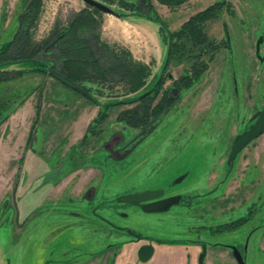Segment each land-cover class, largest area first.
I'll return each instance as SVG.
<instances>
[{
    "label": "rangeland",
    "instance_id": "rangeland-1",
    "mask_svg": "<svg viewBox=\"0 0 264 264\" xmlns=\"http://www.w3.org/2000/svg\"><path fill=\"white\" fill-rule=\"evenodd\" d=\"M28 1L0 0V48L12 39L18 15ZM98 1L124 10L117 1ZM215 1L220 0H186L160 10L154 0L153 4L168 28L175 30ZM225 1L233 5L235 15L224 11L209 20V37L223 39L210 66L190 87L180 89L170 87L171 80L179 76L185 63L171 59L172 79H166L163 88H170L177 100L141 128L117 120L120 112L139 106L140 101L113 105L105 119L96 122L99 106L54 77L29 71L11 74L33 68L26 64L1 69L11 73L0 81V117H4L0 122V264H104L114 252L119 259H129L131 231L163 245L167 257L171 246L184 247L188 239L234 241L236 245L245 241L255 223L221 232L215 227L243 214L250 206L245 199L249 191H261L264 196V132L228 161L234 137L253 123V114L262 105L246 118L240 110L229 109L223 92L218 106L203 114V94L215 89L211 81L203 88V74L207 78L223 73L221 85L236 86L239 96L243 90L250 94L251 85L260 83L264 64L252 58L258 49V55L263 53L264 44L258 42L261 37L264 41V0ZM86 6L82 0H41L38 17L29 29L31 41L45 40L55 27L66 26ZM126 13L116 19L99 10L84 35H97L116 53L128 52L150 74L144 85L128 93L117 76L105 83L85 81L84 86L101 103L147 90L164 60L166 45L159 31L158 41L146 19ZM249 35L250 41L256 38L251 44L253 53ZM225 43L230 48L223 47ZM61 57L50 49L40 50L33 58L50 60L59 67ZM102 61L112 62L106 56ZM89 125L92 130L87 132ZM231 170L233 181L239 183L236 189L229 186ZM146 189H162L164 196L187 195L193 204L188 206L181 199L166 210L148 212L123 199ZM263 238L264 227L250 238L256 248L254 264H264L259 249ZM109 264L119 263L113 258Z\"/></svg>",
    "mask_w": 264,
    "mask_h": 264
},
{
    "label": "trees",
    "instance_id": "trees-1",
    "mask_svg": "<svg viewBox=\"0 0 264 264\" xmlns=\"http://www.w3.org/2000/svg\"><path fill=\"white\" fill-rule=\"evenodd\" d=\"M106 1L109 3L117 1L119 6L124 8L123 11L115 10V14L119 18L128 16L129 14L126 11H129L136 17L158 24L161 40L166 45L164 60L158 73L154 76L152 85L144 92L124 100L101 103L92 95L90 87L84 86L85 81L105 83L113 78L112 76H117V80L127 85V93L135 92L145 84L150 74L147 66L133 62L128 52L121 50L120 54L116 53L108 44L101 43L95 34L85 37L84 29L93 26L94 14L99 12L98 9L91 6L82 8L66 26L59 30L55 27L45 40L36 43L31 41L29 29L38 17L41 0H29L18 15V25L12 39L0 48V70L12 64H26L27 66L32 65L33 68L25 71L13 70L12 73L9 72L12 75L28 71L51 77H53L51 72L61 75L67 81L82 89L84 91L82 94L80 93L82 96L99 106L100 110L95 118L96 122L104 120L107 111L113 105L140 101L139 106L120 112L117 120L124 121L132 128H141L151 123L163 110L177 100L178 96L171 94L170 88H163L165 80L172 79L168 71L169 61L175 59L176 63H185L179 76L172 79V85L180 89L190 87L208 68L215 50L221 46L216 39L210 38L207 34L206 23L219 17L224 11L234 16L235 10L229 1H215L206 8L190 15L177 29L170 30L157 13L152 0ZM156 1L170 8H175L186 0ZM52 41L54 43L51 47H47ZM50 49H54V52L62 56L59 67L50 60L33 58L40 50L45 52L50 51ZM11 52H14L13 56L8 57ZM105 56L112 62H103ZM9 72L1 70L0 81ZM158 94H160V97L157 103L153 105L152 103ZM140 107L142 112L139 109ZM137 113H140V115L137 116ZM3 119L4 117H0V122ZM91 130L92 125H89L87 132ZM84 137H87V134ZM229 166L227 165V168ZM251 216L252 210L249 208L245 214L237 219L216 225L215 230L221 232L235 229Z\"/></svg>",
    "mask_w": 264,
    "mask_h": 264
},
{
    "label": "crops",
    "instance_id": "crops-1",
    "mask_svg": "<svg viewBox=\"0 0 264 264\" xmlns=\"http://www.w3.org/2000/svg\"><path fill=\"white\" fill-rule=\"evenodd\" d=\"M154 3H155L157 10H160V7L167 9V6H165L163 4H159L155 0H154ZM116 19H120V18L116 17ZM185 19H186V17L179 22V25ZM210 21H208L206 23V27H208V23ZM146 22L149 23V25H150L149 28L153 32L155 39L159 41L158 25L155 22H152L149 20H146ZM250 37H251V35H249V41H250ZM254 40L249 42L250 45L253 44ZM260 42H262V44H264L262 37H261V40L258 42V44ZM251 47H252V45H251ZM251 47H250V53L251 52L253 53V47H252V50H251ZM257 49H258V47H257ZM257 51L259 53V49ZM258 53L257 54L255 53L256 58L253 56V58H252L253 62L256 63V61L259 60L262 64H264V46H263V53H262L263 55L261 54L262 56H260V55H258ZM221 72H222V70H221ZM222 76H223V73H220V74H217L216 76L210 75L206 78L205 73L203 74V88H204L206 83H210L209 81H211L215 85L214 86L215 89L213 88V91L211 93H209V94H212L210 97H209V94L207 96H204V94H203V114L209 108L212 109L215 106H218V100L220 99V95H223V92H225V97H227V99H229V101L227 103L229 109L233 110L235 108V109L240 110L239 112H241V113L243 112L244 117L246 116V118L254 113L255 108H257L263 104V101H264V98H263V96H264V76L261 78V81H259L260 83H258L256 85L254 83L251 85L250 94H248L249 91L244 93L245 91L243 90V92H242L243 94H241L242 96L241 95L239 96V93L236 90V86H233V89H232L231 87H228L224 84V87H223L221 85ZM246 90H247V87H246ZM237 118H238V116H237ZM235 135H236V132H235L234 136ZM221 160H222L221 164L223 165L225 159L223 158ZM247 166H248V164H247ZM233 173H234V170H231L228 173L229 174L228 180L230 177H232ZM235 174L238 175V172L237 173L235 172ZM255 178H256V176H255ZM234 179L235 178L232 177V179L230 180L229 186H234L236 189L237 187H239V183L234 182L233 181ZM261 193H263V192L251 190L245 196V199L247 198L248 200H250V202H249L250 204L253 202H256L258 205H261L258 213L255 214V216L252 218V220L250 222L247 223V224L255 223L254 224L255 225L254 231H256V232L261 230L262 227H264V217L262 216V214H264V196ZM251 236H252V234H251ZM251 236H250V238H251ZM250 238H249L248 243H247L246 259H245L246 264H254V262H253L254 256L256 255V253H254V250H256V248H254V246H252V241L250 244ZM131 240H132V237L129 238V241H131ZM184 241H186V240H184ZM186 242H188V243L185 244L184 247L178 246L177 244L171 246L170 254H168V257H167V254L164 252L165 247L161 244L156 245L150 239H148V240L144 239L142 241L133 243V245L128 248L127 253L130 256V261L133 264H139V262H141V264H159V263L160 264H198L199 246L194 245L189 241H186ZM241 242H243V241H240L238 243H241ZM232 243H234V241H232ZM143 244H149L153 249L152 253L145 260H141L140 258L137 259L136 258V252L138 250L140 251V248ZM220 244H231V243L230 242L229 243H217V242L207 241V240L203 239V245L205 247V256L203 259V264H237L233 254L230 251V249L223 247ZM259 249L261 251L260 253H263L261 255L264 256V238L262 239V241H260ZM133 253L135 254V258L132 256ZM166 257H167V261L165 263L164 260L166 259ZM263 259H264V257H263Z\"/></svg>",
    "mask_w": 264,
    "mask_h": 264
},
{
    "label": "water",
    "instance_id": "water-1",
    "mask_svg": "<svg viewBox=\"0 0 264 264\" xmlns=\"http://www.w3.org/2000/svg\"><path fill=\"white\" fill-rule=\"evenodd\" d=\"M85 4L96 8L104 13L112 14L116 16L115 10L106 4L98 1V0H82ZM51 75L59 80L60 82L66 84L70 88L78 91L79 93H83L84 91L80 89L75 84L67 81L64 77H62L59 74L51 72ZM254 122L244 131L237 134L230 147V152L228 156V161L232 162L234 158L237 156V154L253 139L257 138L259 135H261L264 132V101L262 104V107L260 110L256 111L253 114ZM181 180V177H179L176 181ZM163 195L162 189H146L141 190L138 192H134L131 194H127L123 196L124 201L132 204H137L140 202L150 201L147 202L143 209L148 212H159L166 210L169 208L172 204L177 203L180 199L179 195L176 196H170L166 198H160ZM152 247L150 245H144L140 248L139 256L142 260L147 259L150 254L152 253ZM233 253L239 262V264H244L241 255L239 252L234 248ZM205 256V247L203 246V251L199 254L198 257V264H203V259Z\"/></svg>",
    "mask_w": 264,
    "mask_h": 264
},
{
    "label": "flooded vegetation",
    "instance_id": "flooded-vegetation-1",
    "mask_svg": "<svg viewBox=\"0 0 264 264\" xmlns=\"http://www.w3.org/2000/svg\"><path fill=\"white\" fill-rule=\"evenodd\" d=\"M152 1H153V0H152ZM163 5H164V4H163ZM222 40H223V39L220 38V39H218L217 41H218L219 43H222V42H223ZM222 46H223V47H226V48H230L229 45H227V43L222 44ZM262 55H263V54H262ZM172 86H173V85H172V80H171V86H170V87H172ZM159 97H160V95H159ZM159 97L154 99V101H153V103H152L153 105L157 103ZM156 99H157V100H156ZM253 122H254V121H253ZM179 196H180L179 201H180L181 199H183V200H184V203H185L186 205H188V206L191 205V204H193V203H191V202L188 200L189 196H187V195H179ZM166 197H170V196H168V195L164 196V192H163V195H162L160 198H166ZM202 200H203V199H202ZM150 201H153V200H150ZM150 201L140 202V203H137V205L140 206L141 208H143V206H144L147 202H150ZM123 203L125 204V202H123ZM131 204H132V203H131ZM260 207H261V205H257L256 202H253L252 204H250V206H249V207L243 212V214H245V213L247 212V210L250 208V209L252 210V216H251L247 221H245L242 225H240V226L237 227V228H241V227H243L245 224H247L248 222H250V221L252 220V218L255 216V214L258 213V211L260 210ZM94 213H95V212H94ZM243 214H241V215H243ZM95 215L98 216L102 221H106V222H107V220H106L104 217H101V216H99V215H97V214H95ZM241 215H240V216H241ZM240 216H238V217H240ZM238 217H237V218H238ZM237 218H235V219H237ZM235 219H234V220H235ZM231 221H232V220H231ZM229 222H230V221H229ZM224 223H225V222H224ZM254 230H255V228L253 227V230H250V232H249L248 235L246 236L245 241H243V242H241V243H237V245L234 244V243H231V244H220V245H222L223 247H226V248H229V249H230V251H231V253L233 254V256H234V258H235L237 264H239V262L237 261L235 255H234V253H233V249L235 248V249L239 252V254H240L241 257H242L243 263L246 264V263H245V259H246L247 243H248V240H249L251 234L254 232ZM130 233H131V236H132V240L130 241V242L132 243L131 246H132L133 243H135V242H139V241H142V240H144V239H147V237L142 236V235L136 233L135 231H131ZM186 241H189V242H191L192 244L199 246V254L203 251V246H202V244H203V239H201L200 237H198V238H194V239H188V240H186ZM144 245H149V244H143L142 246H144ZM142 246H141V247H142ZM201 246H202V247H201ZM116 254H117V253H115V252L112 253V255L108 256V257H107L108 259H107L106 261H103V263H104V264H109V263H111V260H113V258H116V260H117V262H118L119 264H133V263L130 261V258H129V259H123V257H121V259H119V257H116ZM199 254H198V257H199ZM136 258H137V259L140 258V256H139V250L136 252ZM140 259H141V258H140ZM141 260H142V259H141Z\"/></svg>",
    "mask_w": 264,
    "mask_h": 264
}]
</instances>
